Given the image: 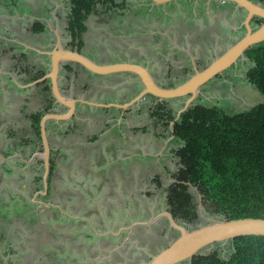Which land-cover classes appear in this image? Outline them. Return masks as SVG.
<instances>
[{
    "label": "crops",
    "instance_id": "0c3cea01",
    "mask_svg": "<svg viewBox=\"0 0 264 264\" xmlns=\"http://www.w3.org/2000/svg\"><path fill=\"white\" fill-rule=\"evenodd\" d=\"M185 1L187 3L178 7L195 4L199 7L200 18L195 16L192 21V17L184 19L181 15L177 19L175 14H167L172 19L167 21L165 17L162 23L157 22L159 27L146 31L148 41L129 36L132 33L127 32L122 35L117 32L116 36L111 32L107 36L96 32L97 43L88 47L84 39L89 33L86 29L80 38V52L98 64L144 65L163 87L181 84L191 71L205 68L225 51H216V57L210 54L203 60L200 55L202 41L210 35L205 33L197 37L200 31L188 26L199 25L201 30L209 28L206 32L216 35L221 31L223 18L231 17L233 24L230 25L236 32L240 30L239 18H234L230 7L224 9L214 0L208 8L203 0ZM143 2L140 0L141 5ZM55 4L54 19L50 12L48 18L35 17L26 27L34 32V22H39L36 19L45 21L40 22L43 29L39 32L43 33V38L38 36L37 54L29 51H35L34 46L27 43L25 46L15 35L10 36L7 28L0 32V264H119V259L111 261L109 252L118 245H112L113 239L108 233L119 229L115 233L119 235L129 230V239L134 229L144 226V222L153 218L155 210L157 212L156 204L152 205L146 197L173 180L174 153L170 150L176 139L172 135L170 117L175 106L184 101L177 97L166 102L146 95L139 102L140 106L135 103L125 107L143 88L136 75L124 71L96 74L77 62L62 63L58 85L64 96L76 102V114L63 121L49 119L45 123L50 147V169L45 187L44 162L40 157L43 150L40 120L34 118L67 111V107L56 103L50 80L41 79L50 69L47 51L52 49L55 37L51 33L55 29L62 33L68 23L63 15H56L60 1L56 0ZM97 6L96 17L98 12H103L105 4L99 11ZM150 6L158 7L152 1ZM164 6L160 5L165 10ZM85 23H90L89 18ZM151 35H157L156 43ZM222 35L221 31L220 39ZM29 36L33 38L31 33ZM173 37L190 41L192 48L177 44ZM15 44L26 49L16 48ZM99 48L105 52L102 57L98 56ZM160 113L161 118H158ZM158 158L166 161L162 173L148 176L142 185L137 183L140 177L134 178L136 173L127 180L128 163ZM18 194L32 202L33 209L24 207L23 201L20 211H16L13 204ZM132 199L136 205L132 204ZM16 200L21 199L16 196ZM128 205L134 207L130 208L131 213L126 210ZM142 213L152 216L143 220ZM28 219H33V224ZM16 229L20 235L15 233ZM37 232L42 239H38ZM96 249L101 253L99 258L95 256Z\"/></svg>",
    "mask_w": 264,
    "mask_h": 264
},
{
    "label": "trees",
    "instance_id": "16d2710c",
    "mask_svg": "<svg viewBox=\"0 0 264 264\" xmlns=\"http://www.w3.org/2000/svg\"><path fill=\"white\" fill-rule=\"evenodd\" d=\"M113 1L69 0L67 30L72 41L86 30L85 20L100 2L118 6ZM42 29L40 22L32 27L35 32ZM245 56L252 62L245 79L264 94V44L250 46ZM34 119L39 122L40 116ZM173 127L172 134L181 141L175 152L179 167L166 195L174 219L184 225L200 220L191 187L210 216L264 218V102L233 114L217 105L193 104ZM229 241L232 249L227 257L217 251L199 252L186 264H264V235Z\"/></svg>",
    "mask_w": 264,
    "mask_h": 264
},
{
    "label": "rangeland",
    "instance_id": "374dc122",
    "mask_svg": "<svg viewBox=\"0 0 264 264\" xmlns=\"http://www.w3.org/2000/svg\"><path fill=\"white\" fill-rule=\"evenodd\" d=\"M59 1L61 5L57 10L56 15L58 17L63 15L65 18H68L67 14L69 12V0ZM114 1L116 3H119L118 5H120V8L115 5L105 4L103 12H98V17L94 15V11L89 14L92 16L87 17L90 21V23L87 25L86 23H84L86 29H88L89 31L88 34L84 35V39L87 41V47L90 46L91 43H97L98 37L96 35V32L103 33V36H107L109 32H111L114 36H116L117 32L121 33V35L127 32L132 33L129 34V36L135 35L139 38H144L148 41L145 36L146 31L154 30L155 26L159 27V25H157V22L159 23L160 21L162 23L161 20L167 17V14H169V16H173L175 14L177 19L178 17L180 18L181 15L184 19L192 17V21H194L195 16H199L200 18L199 7H196L195 4L186 5L187 7L182 6V8L178 7V5L180 4L187 3V1L185 0H174L173 2L169 1L164 6L165 10L164 8L160 7V5H158V7L150 6L152 0H144L142 5L140 4V0H119L120 2H118V0ZM55 3L56 0H0V32H3L5 28H7L9 30L10 36L15 35L19 40L22 41L21 43H25V46L27 44H30L31 46L35 47V44L40 40V37L38 36H41L43 38V33H35V31L31 32L30 28L26 27L32 24L33 21H35V17H40L41 15V17L46 16L48 18L50 12L51 19H54V12L57 9V4ZM230 4V2H227L226 7L228 6L229 8ZM98 5L99 6H97V10L99 11V8L102 9L103 6L102 4ZM153 14H155V16ZM169 16L167 17V21L172 19ZM241 18L242 17L240 16V19ZM36 20L41 23H45V21L43 20ZM204 21L208 22L207 19H204ZM152 23H154V25H152ZM230 24H233L231 17H224L222 25L220 27L223 33L221 39L218 36L220 35L221 31L216 35H212L211 33L206 32V30H209V28H207L206 30H201L202 28L199 25L188 26L189 28H196L200 31L197 37L203 36L205 33L207 35H210L209 37H205L202 41L203 52L200 55L203 60H207L210 54L216 57V51H219V53H221L222 51L226 50L231 43L235 42V40L237 41L240 37L243 36L244 30L242 28H240V30L236 32L235 28ZM95 26L100 27L95 28ZM91 28H94L97 31H94ZM29 33L33 35V38H30ZM51 34L55 36V32ZM62 34L64 36H66L67 34L66 25L62 29ZM157 35L160 36L159 34ZM157 35H151L153 37H151V39L154 43H156ZM233 35L235 36L231 38L230 36ZM174 39L177 44L183 43L182 45L188 48H192L189 44L190 41H183V37H181V39L175 37ZM167 42L169 45V41ZM261 43L264 44V41ZM108 45L109 44H107V46ZM15 47L26 49L25 47L19 44H15ZM37 49L38 48L35 47V51H29L34 54H37ZM98 53H100V55ZM98 53L96 54H98L99 57H102L101 55L105 52L103 53L102 50L99 48ZM122 54L123 53H121V55ZM108 55L109 54L107 52V56ZM112 57L115 58L114 56ZM251 65L252 62L247 59L246 56L243 58H239L236 64L232 65L228 69H225L222 73L216 75L215 77L209 79L204 84H202L200 86V94L198 95V97H196L193 104L201 103L206 106L217 105L224 108L228 113L233 114L249 110L252 106L264 102V94H262L257 88H255L245 79V72ZM180 98L183 99L182 97ZM170 100H172V98L165 99L166 102H170ZM136 105L140 106L139 102H137ZM182 105L183 102H181L180 106H175V108L172 110L173 115H175L176 112L181 109ZM153 110L159 112L160 109L154 108ZM158 118H161V113ZM179 141L180 140L176 139V142L172 143L170 150L174 153V172L179 167V162L177 161V157L175 156L176 150L181 145V141ZM163 166H166V161L164 160V158H162L161 160H159L158 158L154 161L145 160V162L136 161L133 164L128 163L126 168L127 180L132 179L133 174L136 173L134 178L140 177L137 183L138 185H142L144 182L147 181L148 176H153L154 174L162 173ZM168 168H170V166H168ZM172 181H168L163 189H159V191L153 193L151 197H146L152 205L156 204L157 207V212L155 210V212L152 214L154 216L151 222H149L147 225L138 226L136 229H134V234L130 237L128 236L129 239H127L129 230L126 232H121L119 233V235L115 234L119 232V229H116V232L111 231L110 233H108V236L113 239L112 245H118L113 248V251L109 252L112 258L111 261H118L119 259V264H146L152 255L156 254L159 250L167 246L173 239H175L179 235V232L173 227H171L170 223L167 220V217H164L163 219H161L160 217L155 218L156 214H158V211L159 213H161L165 211L167 212L169 210L166 195L167 189L169 188ZM190 191L192 192L194 199L198 203L200 220H197L194 223H186L185 225H188L190 228H194L208 222V219H206L207 217L216 218L206 214V212L204 211V207L201 203V196L197 193L196 188L191 187ZM16 196L17 198L19 197V199L21 200H16ZM16 196L14 197L13 204V207L16 211H20L19 209L23 201L24 207H28L29 210L30 208L33 209L32 202L27 201L26 198L20 194ZM143 202L146 205V201L143 200ZM132 204L136 205L135 200L133 199ZM130 208L132 210L134 209L133 206L129 207L128 205L126 209L128 213L132 212ZM152 215L148 213L141 214L143 220H146L149 216ZM103 216L106 217V215ZM32 220L28 219L31 224H33L31 222ZM131 224L132 222L130 221L129 225ZM15 231L17 235L21 234L19 230L16 229ZM29 233H31V231ZM37 237L38 239L39 237L42 239V235H39V232H37ZM231 249L232 245L228 240L225 242H215L210 245H207L204 248L200 249L199 252L209 253L212 251H217L221 257H227L231 253ZM96 250L97 251L95 256L99 258L101 253H98V249ZM61 260L62 258L59 262H61ZM72 262L73 261H71L70 263ZM186 262L188 261L184 260L178 264H186Z\"/></svg>",
    "mask_w": 264,
    "mask_h": 264
},
{
    "label": "water",
    "instance_id": "95a60500",
    "mask_svg": "<svg viewBox=\"0 0 264 264\" xmlns=\"http://www.w3.org/2000/svg\"><path fill=\"white\" fill-rule=\"evenodd\" d=\"M157 5L166 4L174 0H152ZM230 1L237 3L238 6L247 11L244 25L246 32L244 36L230 45L222 54L217 56L205 68L195 72L183 83L174 87H163L159 85L149 69L140 64L130 62H119L114 64H98L90 57L78 52L76 49L65 48L62 44V37L58 29H55L56 41L51 50L47 51L50 57L49 72L41 79L48 78L51 83V92L59 103L67 107L63 114L47 113L40 119V135L42 139L43 150L41 158L44 162L43 182L46 187L47 176L50 169V147L46 135L45 123L49 119L57 122L71 118L75 112L74 99L68 98L62 94L58 85V73L62 63L71 61L81 64L89 71L96 74H109L114 72H130L136 75L143 88L125 107L140 102L146 95H152L159 100L177 98L189 95L184 101L183 106L178 110L174 120L171 121V131H174V122L180 117L181 113L193 105L194 100L200 94V86L215 75L222 73L225 69L237 63L239 58L245 57V51L252 45L264 41V23L252 31L249 20L253 15L264 18V7L254 4L250 0H218ZM124 106V105H123ZM124 107V108H125ZM123 108V109H124ZM173 135V134H172ZM174 136V135H173ZM165 215L179 235L173 239L167 246L152 255L146 264H178L181 261L191 259L199 252L200 249L215 242H225L243 235H264V218L261 217H240V218H206L208 222L198 227L190 228L188 225L178 223L170 212H161L155 218ZM144 222L147 225L151 222Z\"/></svg>",
    "mask_w": 264,
    "mask_h": 264
},
{
    "label": "flooded vegetation",
    "instance_id": "af4514ba",
    "mask_svg": "<svg viewBox=\"0 0 264 264\" xmlns=\"http://www.w3.org/2000/svg\"><path fill=\"white\" fill-rule=\"evenodd\" d=\"M196 1H201V0H196ZM204 1V6H205V8H208L210 5H211V1H213V0H203ZM214 1H218V0H214ZM251 2H253L254 4H258V5H260V6H262V7H264V0H250ZM227 2H230V1H218V3H219V5L221 6V7H223L224 9H227L228 8V6L226 7V5H227ZM231 4L229 5L230 6V11H231V13L234 15V18H239V22H238V27L239 28H242L244 31H243V36H244V34H245V32H246V28H245V25H244V20H245V16L247 15V11L244 9V8H242V7H240V6H238L237 5V3H235V2H230ZM242 12H243V14H242ZM231 14V15H232ZM88 16H89V14H88ZM87 16V17H88ZM240 16L242 17L241 19H240ZM87 19V18H86ZM67 20H68V18H67ZM262 23H264V18H262V17H259V16H257V15H253L252 17H251V19L249 20V24H250V26H251V28H252V31L253 30H255L256 28H258ZM68 24V23H67ZM58 31L60 32V35L62 34L61 33V31L58 29ZM66 32H67V34H66V36H64V35H61V37H62V44H63V46L65 47V48H68V49H76L78 52H80V48H81V45L80 46H78V43L80 42V38H81V36H80V38L79 39H77V41H72V39H71V37H70V35H69V32H68V30H67V25H66ZM84 32V31H83ZM82 32V33H83ZM82 35V34H81ZM241 38V37H240ZM239 38V39H240ZM55 41H56V35H55V37H54V41H53V45H52V48H53V46H54V43H55ZM235 42H236V40H235ZM234 43V42H233ZM232 43V44H233ZM231 44V45H232ZM81 53V52H80ZM231 67V66H230ZM229 67V68H230ZM148 68V67H147ZM228 69V68H227ZM195 70L196 69H194L193 71H191L192 73L189 75V77L195 72ZM150 71V70H149ZM150 73H151V71H150ZM218 75V74H217ZM216 76V75H215ZM214 76V77H215ZM188 77V78H189ZM155 79V78H154ZM156 81V80H155ZM189 95H186V96H183V101H185L186 99H187V97H188ZM198 97V96H197ZM183 104H184V102H183ZM183 106V105H182ZM181 106V107H182ZM177 114V113H176ZM176 114H175V116H176ZM175 116H174V118H175ZM174 118L172 119V120H174ZM171 120V121H172ZM168 212H170L169 210H168ZM171 213V212H170ZM164 217H166L165 215H163V216H161L160 218L161 219H163ZM168 220V219H167ZM169 222V221H168ZM178 222V221H177ZM179 223V222H178ZM181 224V223H180ZM184 225V224H183ZM180 263V262H179Z\"/></svg>",
    "mask_w": 264,
    "mask_h": 264
}]
</instances>
